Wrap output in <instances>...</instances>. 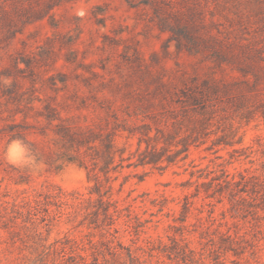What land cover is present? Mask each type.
I'll return each mask as SVG.
<instances>
[{
	"label": "rangeland",
	"instance_id": "obj_1",
	"mask_svg": "<svg viewBox=\"0 0 264 264\" xmlns=\"http://www.w3.org/2000/svg\"><path fill=\"white\" fill-rule=\"evenodd\" d=\"M0 264H264V0H0Z\"/></svg>",
	"mask_w": 264,
	"mask_h": 264
},
{
	"label": "clouds",
	"instance_id": "obj_2",
	"mask_svg": "<svg viewBox=\"0 0 264 264\" xmlns=\"http://www.w3.org/2000/svg\"><path fill=\"white\" fill-rule=\"evenodd\" d=\"M79 15H84L83 11ZM8 154L13 164L29 167L35 164V158L30 154L29 148L20 140H14L10 143Z\"/></svg>",
	"mask_w": 264,
	"mask_h": 264
}]
</instances>
